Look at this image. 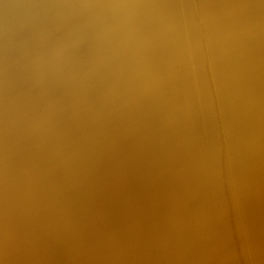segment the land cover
I'll use <instances>...</instances> for the list:
<instances>
[{
	"label": "bare ground",
	"instance_id": "obj_1",
	"mask_svg": "<svg viewBox=\"0 0 264 264\" xmlns=\"http://www.w3.org/2000/svg\"><path fill=\"white\" fill-rule=\"evenodd\" d=\"M0 264H264V0H0Z\"/></svg>",
	"mask_w": 264,
	"mask_h": 264
}]
</instances>
